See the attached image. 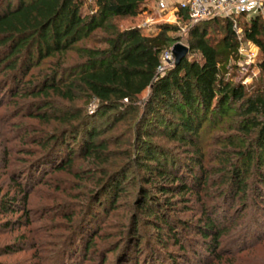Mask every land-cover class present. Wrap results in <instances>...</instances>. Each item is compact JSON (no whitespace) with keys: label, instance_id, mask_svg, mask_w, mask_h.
<instances>
[{"label":"trees","instance_id":"16d2710c","mask_svg":"<svg viewBox=\"0 0 264 264\" xmlns=\"http://www.w3.org/2000/svg\"><path fill=\"white\" fill-rule=\"evenodd\" d=\"M145 1L92 0L93 13L82 15V0H0V97L23 109L26 118L53 125L34 143L38 151L27 162L28 172L43 170L38 184L54 172L91 183L73 235L90 234L92 221L117 214L118 200L129 197L126 225H116L108 253L119 252V264H176L180 257L188 262L185 254L189 250L193 257L195 247L219 258L226 224L233 222L229 212L238 218L248 204H264V87L240 83L246 73L237 67L229 18L190 26L188 54L156 76L160 52L176 43L165 33L178 28L165 25L146 36L110 23L136 17ZM235 20L242 39L257 47L256 66L264 71L261 18L242 14ZM212 28L218 37L207 33ZM96 30L106 34L104 48L78 45ZM69 53L76 61L65 64ZM79 101L80 107L74 105ZM91 103L94 110L86 113L84 105ZM223 119L235 120L227 128L237 137L227 139L226 148L216 152L217 163L206 167L201 132ZM117 125L121 133L103 137ZM127 136L131 152L114 148ZM75 158L87 162V171L72 169ZM26 197L20 207L15 198L1 201L0 213L22 214ZM192 199L199 210L195 224L176 217L191 211ZM168 242L175 253L166 251ZM93 245L88 237L84 256Z\"/></svg>","mask_w":264,"mask_h":264},{"label":"rangeland","instance_id":"374dc122","mask_svg":"<svg viewBox=\"0 0 264 264\" xmlns=\"http://www.w3.org/2000/svg\"><path fill=\"white\" fill-rule=\"evenodd\" d=\"M82 5V15L93 13L92 0H82ZM172 20L173 17L155 8V0H146L144 10L136 17L115 18L111 19L110 23L118 31L134 28L138 29L142 35L149 36L160 33V28L165 25L176 29L182 26L168 22ZM207 33L215 37L219 35L217 28H212ZM165 36L175 39L176 43L186 47L187 36L181 34L179 30L166 32ZM105 38L106 34L96 30L78 45L102 49L105 47ZM191 55L196 56L195 53ZM66 57L65 64L76 61L71 53ZM252 68L251 72L247 70L248 81L244 87L246 89L258 85L261 88L264 87V71H259L256 65ZM37 71L35 69L31 71L33 76L37 74ZM246 76H243L241 81ZM146 96L147 91L139 96V102L143 103ZM74 105L80 107L82 103L79 101ZM94 107L93 103L84 105V111L92 113ZM18 109L14 102L8 103L7 98L0 97V202L15 198V207L16 205L20 207L21 197L27 195L22 214L0 213V264H101V262L119 264V252L108 253L112 249L110 245L116 240L113 234L116 225L120 222L123 226L126 225L127 214L123 208H126L131 199L122 197L118 200L117 214H108V217L99 215L98 219L91 223L90 234L73 235L74 226L81 216V204L84 203L92 185L88 180L74 182L69 174L57 172L47 174L38 184L37 181L42 178L44 172L43 170L28 172L27 162H31L33 155L38 151L34 143L40 141L53 128V125L48 126L28 119L23 109L20 112ZM231 121L235 120L223 119L217 126L208 125L202 130L199 144L205 157L206 167L217 163L214 160L215 156H217L215 159L219 157L216 152L220 148H226L227 139L237 137L234 131L227 128L231 126ZM122 129L123 126L117 125L103 137L118 135ZM127 138L128 136L120 140L114 148L131 152L124 144ZM237 140L239 139H235ZM118 161L116 160V163H119ZM87 166L85 160L75 158L72 169L87 171ZM91 173L92 176L96 175L95 171ZM25 182L28 184L27 187ZM188 205L191 211L178 213L176 217L195 224L199 219L198 204L192 199ZM248 205L249 207L242 213L239 211L243 209V206L238 209V218H236L237 214L229 212L228 217L233 222L229 226L226 224L227 233L222 236L217 250L219 258L207 255L202 248L195 247L196 254L193 257L189 250L185 254L188 262L184 257H180L176 264H264V204ZM66 216L69 218H65ZM185 236L199 239L191 232L185 233ZM88 237H93L94 245L84 256L81 248ZM10 245L18 247L19 250L8 254L3 252L2 249ZM166 251L175 253L176 248L168 242ZM160 264H164L162 260Z\"/></svg>","mask_w":264,"mask_h":264},{"label":"built area","instance_id":"2783aa9c","mask_svg":"<svg viewBox=\"0 0 264 264\" xmlns=\"http://www.w3.org/2000/svg\"><path fill=\"white\" fill-rule=\"evenodd\" d=\"M155 8L159 12H165L173 17L172 21H168L170 24L177 26L181 24L182 26L177 27L181 34H186V30L190 26L207 19L216 17L231 19V28L237 41V67L241 72L247 73V70L251 72L252 67L256 65L257 47L250 41L242 39L240 28H238L235 19L242 14L246 16L257 15L264 25V0H181L171 5L166 4V0H155ZM170 48L160 52L159 63L155 69L156 76L162 75L173 64ZM247 81L246 76L241 84L244 85Z\"/></svg>","mask_w":264,"mask_h":264},{"label":"water","instance_id":"95a60500","mask_svg":"<svg viewBox=\"0 0 264 264\" xmlns=\"http://www.w3.org/2000/svg\"><path fill=\"white\" fill-rule=\"evenodd\" d=\"M170 52L173 57V65H177L188 54V48L175 43L171 46Z\"/></svg>","mask_w":264,"mask_h":264},{"label":"crops","instance_id":"0c3cea01","mask_svg":"<svg viewBox=\"0 0 264 264\" xmlns=\"http://www.w3.org/2000/svg\"><path fill=\"white\" fill-rule=\"evenodd\" d=\"M179 1H181V0H166V4L171 5V4H175Z\"/></svg>","mask_w":264,"mask_h":264}]
</instances>
